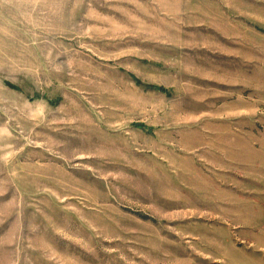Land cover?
Returning a JSON list of instances; mask_svg holds the SVG:
<instances>
[{
	"label": "rangeland",
	"instance_id": "obj_1",
	"mask_svg": "<svg viewBox=\"0 0 264 264\" xmlns=\"http://www.w3.org/2000/svg\"><path fill=\"white\" fill-rule=\"evenodd\" d=\"M0 264H264V0H0Z\"/></svg>",
	"mask_w": 264,
	"mask_h": 264
}]
</instances>
